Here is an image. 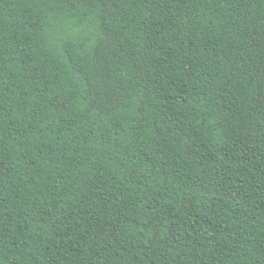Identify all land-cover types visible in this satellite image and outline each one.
<instances>
[{"label":"trees","instance_id":"1","mask_svg":"<svg viewBox=\"0 0 264 264\" xmlns=\"http://www.w3.org/2000/svg\"><path fill=\"white\" fill-rule=\"evenodd\" d=\"M0 264H264V0H0Z\"/></svg>","mask_w":264,"mask_h":264}]
</instances>
